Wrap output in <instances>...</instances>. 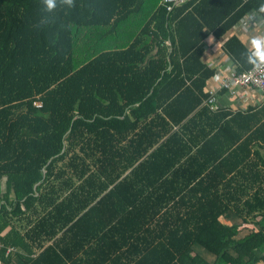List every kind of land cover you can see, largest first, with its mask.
<instances>
[{
	"label": "trees",
	"instance_id": "trees-1",
	"mask_svg": "<svg viewBox=\"0 0 264 264\" xmlns=\"http://www.w3.org/2000/svg\"><path fill=\"white\" fill-rule=\"evenodd\" d=\"M160 1L0 0V233L34 204L55 218L71 201L68 220L120 250L109 264H264V101L211 111L205 0ZM139 20L136 36L121 26ZM98 27L115 32L107 49ZM128 108L176 125L144 158L129 145L152 127L135 130Z\"/></svg>",
	"mask_w": 264,
	"mask_h": 264
},
{
	"label": "crops",
	"instance_id": "crops-1",
	"mask_svg": "<svg viewBox=\"0 0 264 264\" xmlns=\"http://www.w3.org/2000/svg\"><path fill=\"white\" fill-rule=\"evenodd\" d=\"M205 3L202 17H205L206 21L201 19L205 32L201 61L211 67L214 72L206 79L205 92H203L208 96L209 90L215 89L220 106L211 108L205 102L207 97L204 98L203 103L207 104L211 111L221 108H246L250 102H258L257 93L250 88H239L237 95H230L225 88L217 87L218 83L214 75L216 72L228 75L231 68L239 71L238 68L242 65L229 52L225 43L234 37L236 40L233 44L240 43L248 55L247 45L251 36L264 33V20L255 17L250 19L251 14L264 3V0H205ZM233 20L234 22L227 29L220 31L223 23ZM127 22H123L121 26L132 30L134 35L140 33L144 25V22L140 20L132 24ZM195 30V28H185V33L195 32ZM104 31H106L105 27L102 29L98 27L96 34L102 40L95 44L97 48H100L102 42L103 49H107L106 45L115 33L109 31V34H106L107 32ZM166 41L169 43L168 40ZM155 49L157 47H154ZM126 112H128L126 114L128 121L135 125V130L138 126H141V129L146 125L152 127L148 131L150 132L148 137H141L139 142L135 141L134 148L129 145L131 135L122 139L123 146L129 145L132 158L139 153H143L141 156L144 158L146 155L144 152H152L162 140V136L176 128V125L170 126V118L167 115L159 114L162 112L161 109L146 116H137L131 113L129 108ZM164 129H169L168 133L164 132ZM156 136L161 138L156 140ZM105 157L109 160V148L106 149ZM143 158H136V160ZM76 205L77 202H66L61 210H56L55 218H50L48 209L40 203L32 205V210H25L21 217L16 216L14 221L11 220L14 228L8 224L0 233L5 238V241H0V264H109V256L117 257L121 254L120 250L111 253L109 248L101 244L100 234L98 235L95 231L100 230L99 228L91 227L89 230L88 225L76 224V219L68 220L74 213ZM96 205L99 206V202ZM106 205L109 203L104 202V208ZM34 208L36 209L33 210ZM98 216L101 226L103 224L109 226V212L103 211ZM106 245L109 247L108 244ZM122 261L116 264H122Z\"/></svg>",
	"mask_w": 264,
	"mask_h": 264
},
{
	"label": "built area",
	"instance_id": "built-area-1",
	"mask_svg": "<svg viewBox=\"0 0 264 264\" xmlns=\"http://www.w3.org/2000/svg\"><path fill=\"white\" fill-rule=\"evenodd\" d=\"M182 1L183 0H161L160 3L163 4L167 10H170ZM214 79L218 83L217 87L225 88L230 95H237L239 88H250L257 93L258 102L264 101V69L257 70L253 66H250L238 71L235 68H231V72L228 75L216 72ZM206 100L205 102L211 108L220 106L216 98L215 89L209 90Z\"/></svg>",
	"mask_w": 264,
	"mask_h": 264
},
{
	"label": "clouds",
	"instance_id": "clouds-1",
	"mask_svg": "<svg viewBox=\"0 0 264 264\" xmlns=\"http://www.w3.org/2000/svg\"><path fill=\"white\" fill-rule=\"evenodd\" d=\"M59 3L66 5L68 9L74 8L75 0H59ZM45 11L53 12L58 6V0H43ZM252 17L264 20V3L260 4ZM166 42V41H165ZM168 44V42H166ZM248 55L246 56V62L252 65L257 70L264 69V33L252 35L247 45Z\"/></svg>",
	"mask_w": 264,
	"mask_h": 264
},
{
	"label": "bare ground",
	"instance_id": "bare-ground-1",
	"mask_svg": "<svg viewBox=\"0 0 264 264\" xmlns=\"http://www.w3.org/2000/svg\"><path fill=\"white\" fill-rule=\"evenodd\" d=\"M155 10H157V9H155ZM180 14V13H179ZM154 16V15H153ZM154 18V17H153ZM173 23V22H172ZM169 24V23H168ZM146 25V24H145ZM153 25H154V23H153ZM160 26V25H159ZM169 27V26H168ZM145 31V30H144ZM151 31V30H150ZM158 31V30H157ZM141 32V31H140ZM142 33V32H141ZM136 36V35H135ZM199 43V42H198ZM148 46V45H147ZM145 46H143V48H144ZM187 54V53H186ZM242 67V66H241ZM193 103V102H192Z\"/></svg>",
	"mask_w": 264,
	"mask_h": 264
}]
</instances>
